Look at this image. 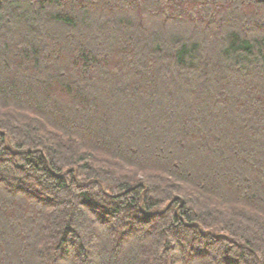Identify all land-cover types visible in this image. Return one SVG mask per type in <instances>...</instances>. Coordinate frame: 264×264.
<instances>
[{
	"label": "trees",
	"instance_id": "1",
	"mask_svg": "<svg viewBox=\"0 0 264 264\" xmlns=\"http://www.w3.org/2000/svg\"><path fill=\"white\" fill-rule=\"evenodd\" d=\"M0 264H264V0H0Z\"/></svg>",
	"mask_w": 264,
	"mask_h": 264
}]
</instances>
